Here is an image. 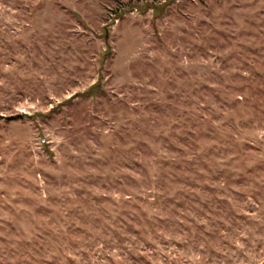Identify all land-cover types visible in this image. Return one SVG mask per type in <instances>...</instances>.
<instances>
[{
    "label": "rangeland",
    "instance_id": "obj_1",
    "mask_svg": "<svg viewBox=\"0 0 264 264\" xmlns=\"http://www.w3.org/2000/svg\"><path fill=\"white\" fill-rule=\"evenodd\" d=\"M0 264H264V0H0Z\"/></svg>",
    "mask_w": 264,
    "mask_h": 264
}]
</instances>
